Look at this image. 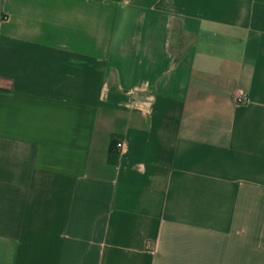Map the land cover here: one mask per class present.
I'll return each mask as SVG.
<instances>
[{
  "label": "crops",
  "instance_id": "1",
  "mask_svg": "<svg viewBox=\"0 0 264 264\" xmlns=\"http://www.w3.org/2000/svg\"><path fill=\"white\" fill-rule=\"evenodd\" d=\"M0 264H264V0H0Z\"/></svg>",
  "mask_w": 264,
  "mask_h": 264
},
{
  "label": "rangeland",
  "instance_id": "2",
  "mask_svg": "<svg viewBox=\"0 0 264 264\" xmlns=\"http://www.w3.org/2000/svg\"><path fill=\"white\" fill-rule=\"evenodd\" d=\"M172 47L171 49L175 51L176 55H179L183 47H187L191 42V37L184 33V36L181 35L180 31L173 29L172 31Z\"/></svg>",
  "mask_w": 264,
  "mask_h": 264
},
{
  "label": "built area",
  "instance_id": "3",
  "mask_svg": "<svg viewBox=\"0 0 264 264\" xmlns=\"http://www.w3.org/2000/svg\"><path fill=\"white\" fill-rule=\"evenodd\" d=\"M238 101H239L240 103H245V102L248 101V97H247L246 95H244V94H241V95L239 96V98H238ZM114 147H115V150H116L117 152H120V151H122V149H123V143H122L121 141H116V142L114 143Z\"/></svg>",
  "mask_w": 264,
  "mask_h": 264
}]
</instances>
